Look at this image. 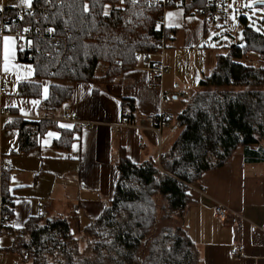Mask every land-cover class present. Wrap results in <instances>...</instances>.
Here are the masks:
<instances>
[{
	"label": "trees",
	"instance_id": "16d2710c",
	"mask_svg": "<svg viewBox=\"0 0 264 264\" xmlns=\"http://www.w3.org/2000/svg\"><path fill=\"white\" fill-rule=\"evenodd\" d=\"M172 7L184 8L187 15L202 11L208 32L210 0H34V11L16 16L18 25L28 26L33 35L32 51L18 43V60L31 64L35 80H48L50 89L41 105L46 119L10 120V128L19 133L13 154L40 147L42 137L57 126L48 117L68 105L75 82L111 84L137 67L141 57L149 54L150 61L159 53L169 33L158 21ZM239 21L242 41L217 54L211 73L201 77L196 92L183 102L170 150L159 160L135 164L121 149L114 198L85 227L79 217L45 215L30 217L20 229L9 227L12 244L3 249L17 255L18 264H199L197 247L182 226L192 203L190 187L240 148L264 142V68L242 63L250 52L264 63V30L255 29L246 15ZM157 62L150 63L153 67ZM41 91L39 82L19 85L23 97L40 98ZM122 110L125 123L133 124L134 101L123 99ZM74 136V131L62 133L55 146L68 147ZM9 173L1 181L3 202L11 205L4 210L8 223L14 207L8 202ZM161 216L173 224L156 233Z\"/></svg>",
	"mask_w": 264,
	"mask_h": 264
},
{
	"label": "crops",
	"instance_id": "0c3cea01",
	"mask_svg": "<svg viewBox=\"0 0 264 264\" xmlns=\"http://www.w3.org/2000/svg\"><path fill=\"white\" fill-rule=\"evenodd\" d=\"M33 1L29 6L22 0H0V6L28 9ZM162 17V26L169 33L162 59L157 54L150 61L141 57L137 67L123 72L111 84L75 82L72 85L68 105L77 114L78 123L61 122L60 114L48 117L57 126L42 137L40 147L29 153L13 154L19 146V133L10 128L12 119L3 120L0 164L12 167L9 171L14 202L12 229H20L30 217L40 215L75 216L79 217L81 226L89 224L101 216L114 198L120 175L116 162L121 149L133 163L140 164L159 160L173 146L178 130L169 127L159 136L147 118L166 114L173 125L184 107L183 102L196 92V83L211 73V66L195 72L187 71L185 66L182 70L178 61L183 54H193L200 48L209 33V25L206 32L201 16L187 15L179 7L166 9ZM20 50L13 37L6 54L4 39L1 40L0 106L13 114V120L46 119L41 105L49 96L50 82L35 80L33 66L18 60ZM155 60L163 62L166 72L159 86L150 87L154 77L150 62ZM32 82L41 83V97L20 96L19 85ZM3 85L5 92H1ZM123 99L134 101L133 124L127 125L123 120ZM83 125L88 127L83 129ZM72 131L75 136L68 147L55 146L62 133ZM189 193L192 203L182 226L197 247L199 264H264V239L251 234L248 224L264 226V142L240 148L224 166L204 173ZM217 204L247 219L240 232L215 218ZM1 240L2 237L0 243ZM239 245L244 246V254L232 257L230 252Z\"/></svg>",
	"mask_w": 264,
	"mask_h": 264
},
{
	"label": "built area",
	"instance_id": "2783aa9c",
	"mask_svg": "<svg viewBox=\"0 0 264 264\" xmlns=\"http://www.w3.org/2000/svg\"><path fill=\"white\" fill-rule=\"evenodd\" d=\"M168 1V0H167ZM165 1L164 3H166ZM228 0H210V5L212 7V12L208 16V21L210 24L216 23L218 20H225L226 9H227ZM155 4V2H151ZM34 9H9L4 8L3 11L0 12V41L4 39L5 36H12L18 40V43L27 49L28 51H32L33 49V35L28 26L20 27L16 21V16H23L25 13L32 12ZM202 11L196 12L197 15L202 17ZM162 18L158 21V24L161 26ZM7 25V27H6ZM27 28L28 31L25 32L24 29ZM31 41V43H29ZM161 51L157 53L159 59H162L164 56V51L166 49V45L162 44ZM149 54L145 55L147 59ZM259 57V56H258ZM243 63L248 66L262 67L264 68V63L257 60L243 59ZM154 74L153 79L151 80L149 86L156 87L160 85L161 79L166 72L165 66L162 61L157 62L151 69ZM6 87L3 85L1 87V92H5ZM13 114L4 107L0 106V137L3 131V120L5 119H13ZM148 120L155 125V127H162L169 124V118L165 114H160L156 116L148 117ZM59 121L78 123L77 114L72 111L69 105H65L60 113ZM88 126L83 125L82 128L86 129ZM12 167L8 164H4L1 162L0 164V184L2 181V177L6 172L11 171ZM8 202L13 204V198H9ZM9 207L11 209V205L7 206L5 202H3V197L0 198V234L10 236L12 234V230L9 228L10 223H8L7 218L4 214V210ZM215 218L223 224L231 226L235 231L240 232L245 223H247V219L244 218L241 214L231 210L229 207L217 204L214 208ZM249 224V231L253 235H260L264 239V226H257L253 223ZM245 248L242 245H239L236 249L230 252L232 257H241L244 254ZM1 256V255H0Z\"/></svg>",
	"mask_w": 264,
	"mask_h": 264
},
{
	"label": "rangeland",
	"instance_id": "374dc122",
	"mask_svg": "<svg viewBox=\"0 0 264 264\" xmlns=\"http://www.w3.org/2000/svg\"><path fill=\"white\" fill-rule=\"evenodd\" d=\"M257 3L263 4L255 5ZM241 15L248 16L251 25H253L255 29L259 31L264 30V0H228L225 20H218L216 23L210 24L209 33L206 39L201 43L200 48L193 51V54H183V57L181 59H178V61L181 62L182 70L184 66L187 71L193 69V72H195L196 70L201 71L202 69L210 68V66L211 68H213L217 54H226L228 52V48L231 45L240 43L242 41L241 26L239 21V17ZM203 45L207 48L203 49ZM196 53H198L197 56H195ZM244 58H250V60L259 59L258 54L253 52L248 53ZM243 59L242 63L244 61ZM99 74H101V71H99ZM196 86H198V82L196 83ZM171 123L169 122L168 125L162 127H155L153 122L151 124L153 125L152 129L160 136L162 135L163 130L169 127H171V129L175 128L179 130L176 127V123H173V125H171ZM162 203L163 202L161 201V204ZM87 224L88 223H82V226H86ZM172 224L162 218L161 220H159L158 226L156 228V233L159 232L160 228ZM0 237H2L0 243V264H18L20 262L19 257L14 253L3 249L7 247L9 248L11 246L12 238L8 235L2 234H0ZM79 239L81 248H84V240H82L81 238ZM145 253L146 249L142 251V256H144Z\"/></svg>",
	"mask_w": 264,
	"mask_h": 264
},
{
	"label": "snow or ice",
	"instance_id": "6c2138e0",
	"mask_svg": "<svg viewBox=\"0 0 264 264\" xmlns=\"http://www.w3.org/2000/svg\"><path fill=\"white\" fill-rule=\"evenodd\" d=\"M31 2H32V0H22V3L27 4V5H29V6L31 5ZM120 2L123 3L124 0H120ZM2 11H3V6H0V12H2ZM85 11H87V5H85ZM105 14L107 15V13H105ZM169 15L171 16L172 13H169ZM21 19H22V17H21ZM6 27H7V25H6ZM24 31L27 32L28 29L25 28ZM49 31L51 32L52 29H49ZM12 41H13V37H11V36H5V37H4L6 54H7V52H8L9 44H10V42H12ZM29 43H31V41H29ZM44 91H45V94H47V88H45ZM32 103H33V104H38L39 101H32ZM60 126L63 127V128H67V129H70V128L73 127L72 125H60ZM49 135L52 136V135H55V133H49ZM74 147H75V146H74Z\"/></svg>",
	"mask_w": 264,
	"mask_h": 264
},
{
	"label": "water",
	"instance_id": "95a60500",
	"mask_svg": "<svg viewBox=\"0 0 264 264\" xmlns=\"http://www.w3.org/2000/svg\"><path fill=\"white\" fill-rule=\"evenodd\" d=\"M259 4L261 5V4H263V3H257V4H255V5H259Z\"/></svg>",
	"mask_w": 264,
	"mask_h": 264
}]
</instances>
